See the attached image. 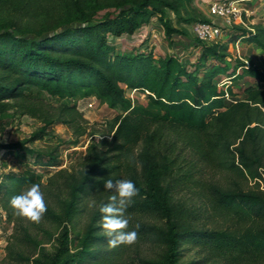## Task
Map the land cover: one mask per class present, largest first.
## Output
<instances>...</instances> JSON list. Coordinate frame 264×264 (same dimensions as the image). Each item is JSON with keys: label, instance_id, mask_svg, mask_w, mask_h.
<instances>
[{"label": "trees", "instance_id": "obj_1", "mask_svg": "<svg viewBox=\"0 0 264 264\" xmlns=\"http://www.w3.org/2000/svg\"><path fill=\"white\" fill-rule=\"evenodd\" d=\"M179 6L180 0H0L1 115L17 109L40 117L28 96L33 88L51 97L94 95L123 110L110 139L87 146L78 171L60 168L45 181L31 172L0 175V208L13 224L7 260L30 259L24 248L34 243L31 219L18 216L10 200L37 183L46 204L41 218L61 224L47 264H115L129 244L110 243L115 237L102 227L105 214L99 209L116 195L104 182L129 179L138 192L125 217L135 221L120 231L135 230L136 239L162 248L158 260L139 257L140 264H264V88L233 84L244 76L264 83V61L257 67L241 59L229 41L206 44L196 38V45L204 44L187 68L173 54L118 52L108 41L109 36L132 35L157 14L165 37L174 43L179 32L165 9L176 12ZM241 25L234 26L236 39L256 45L264 59V20ZM219 76L230 83L220 85ZM124 87L146 92V105H132ZM79 119L75 105L61 106L55 117L42 118L29 138L0 147L17 150L22 158L32 155L34 165L55 168L57 147L39 150L27 144L45 137L53 123L74 126ZM196 159L218 160L255 182L249 189L208 187L217 206L246 224L242 230L193 224L182 203L172 199L175 184L189 175ZM87 199L93 200L88 222L72 251L68 222ZM147 215L157 222L144 219Z\"/></svg>", "mask_w": 264, "mask_h": 264}, {"label": "rangeland", "instance_id": "obj_2", "mask_svg": "<svg viewBox=\"0 0 264 264\" xmlns=\"http://www.w3.org/2000/svg\"><path fill=\"white\" fill-rule=\"evenodd\" d=\"M217 0H180V6L176 12L165 9V15L172 27L178 30L174 43H171L164 33L158 15L154 14L149 21L132 35L119 37L109 36L108 41L116 47L118 52H146L152 50L155 54L166 56L173 54L187 68H192L202 50V45L195 44L194 25L199 21L206 20L218 24L222 29L217 40L229 41L241 59L250 64L261 67L263 59L262 51L254 44H248L244 40H237L239 34L234 26L241 25L239 19H230V23L218 19L210 12V6ZM239 8L243 11V27L264 20V0H244L239 2ZM103 13V11L101 12ZM210 44L211 42H205ZM216 81L220 85L230 83L228 77L219 76ZM236 87L256 86L264 88V83L249 76H244L233 82ZM125 97L132 105H146L147 93L140 90L125 88ZM30 102L40 111V117H32L29 114H21L17 109H10L6 114H0V146L10 142L22 141L30 137L41 125V119L55 117L61 110V106L75 105L81 119L70 126L61 122L53 123L42 139L27 144L28 147L45 150L57 147L59 150L58 166L55 168L41 167L33 164L32 155L21 157L20 152L13 149L0 147V175L6 172H20L37 174L45 181L54 171L67 168L70 171H78L85 158V151L89 144L97 143L103 137L110 139V134L115 126L116 118L123 113L120 107L110 108L107 104L92 95L87 97L77 96L74 98L51 97L36 88L29 93ZM234 99V98H233ZM231 100V98H229ZM194 157H187V159ZM187 169V168H186ZM189 175L179 180L173 188L172 199L179 201L187 210L186 218L193 224L204 225L208 228L233 232L242 230L246 224L216 205L209 194L208 187L221 186L231 188L239 185L244 189L254 188V181L243 179L236 171L224 168L219 161L207 163L196 159L192 168H188ZM264 189V183H261ZM84 209L74 214L68 222L70 230V250L77 248L78 236H81L88 222V212L93 200L87 199ZM55 210L60 211V205L52 203ZM150 222H157L153 216H145ZM130 223L135 220L129 218ZM61 229L59 222L44 218L32 221L28 224V231L34 239L32 246L24 248L29 260L13 262L6 259V245L13 232V224L6 220L5 214L0 208V264H47L48 256L56 247V240ZM162 248L160 243L136 239L127 246L121 258L115 264H140L138 258H160ZM196 258V256H194ZM202 258V257H201ZM185 261V260H184ZM229 262H226L228 264ZM90 264V263H87ZM201 264H215V261L207 260Z\"/></svg>", "mask_w": 264, "mask_h": 264}, {"label": "clouds", "instance_id": "obj_3", "mask_svg": "<svg viewBox=\"0 0 264 264\" xmlns=\"http://www.w3.org/2000/svg\"><path fill=\"white\" fill-rule=\"evenodd\" d=\"M107 189H115L116 195L110 197L111 203L101 205L99 211L104 213L102 227L107 230V235L113 236L110 241L113 245L117 243L131 244L137 238V232L120 231L127 229L129 219L125 217V211L136 195L138 189L134 182L129 179H108L104 182ZM10 205L18 216L30 218L32 221H39L46 211V204L40 185L33 183L25 187L10 200Z\"/></svg>", "mask_w": 264, "mask_h": 264}, {"label": "built area", "instance_id": "obj_4", "mask_svg": "<svg viewBox=\"0 0 264 264\" xmlns=\"http://www.w3.org/2000/svg\"><path fill=\"white\" fill-rule=\"evenodd\" d=\"M241 1L244 0H217L211 4L210 12L213 16L227 23H230L232 18L234 20L239 19V23L244 24L242 21L243 11L239 8V2ZM193 29L195 37L203 42H213L222 33L220 26L211 22H197Z\"/></svg>", "mask_w": 264, "mask_h": 264}]
</instances>
